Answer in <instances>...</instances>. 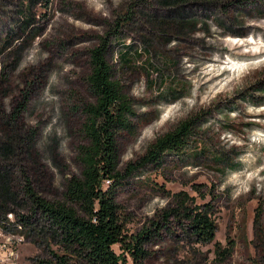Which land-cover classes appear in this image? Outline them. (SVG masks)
I'll list each match as a JSON object with an SVG mask.
<instances>
[{
    "label": "rangeland",
    "instance_id": "1",
    "mask_svg": "<svg viewBox=\"0 0 264 264\" xmlns=\"http://www.w3.org/2000/svg\"><path fill=\"white\" fill-rule=\"evenodd\" d=\"M104 37L138 114L137 134L121 140L123 168L179 122L200 120L186 154L140 167L119 202L136 233L162 219L170 194L188 191L213 203L216 238L197 243L187 220L172 217L147 245L146 264H264V0H0V142L30 95L16 127L22 140L0 155L18 197L0 203V264L49 257L50 236L19 226L30 214L26 189L61 200L81 176L77 109L93 101L89 55Z\"/></svg>",
    "mask_w": 264,
    "mask_h": 264
},
{
    "label": "trees",
    "instance_id": "2",
    "mask_svg": "<svg viewBox=\"0 0 264 264\" xmlns=\"http://www.w3.org/2000/svg\"><path fill=\"white\" fill-rule=\"evenodd\" d=\"M111 57L110 37L90 50L86 81L93 101L83 102L77 109L83 118L79 131L84 141L78 145L81 176L68 179L61 200L51 201L32 188L26 189L30 214L21 216L19 226L38 231L43 238L50 236L45 247L49 257L40 259L41 264H146L150 257L147 245L160 240L172 217L187 220L188 231L197 243H212L216 238L213 203L198 204L196 197L185 190L169 193L173 206L161 220H152L150 226L136 233L128 231L120 190L140 167L162 166L167 155L186 154L200 120L190 117L179 122L149 145L138 166L130 163L123 168L121 140L125 134H137L138 114L133 99L115 78ZM29 99V94L22 96L8 117V140L0 142V155L12 154L17 146L13 140H22L16 127ZM7 179L8 175L0 172L1 204L18 199L9 190ZM196 191L200 193L201 189L196 187ZM200 195L203 199L207 196Z\"/></svg>",
    "mask_w": 264,
    "mask_h": 264
}]
</instances>
